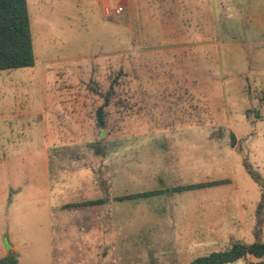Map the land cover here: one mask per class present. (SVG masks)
Returning <instances> with one entry per match:
<instances>
[{
    "label": "rangeland",
    "instance_id": "rangeland-1",
    "mask_svg": "<svg viewBox=\"0 0 264 264\" xmlns=\"http://www.w3.org/2000/svg\"><path fill=\"white\" fill-rule=\"evenodd\" d=\"M27 2L35 65L0 70V258L190 264L264 241V0Z\"/></svg>",
    "mask_w": 264,
    "mask_h": 264
},
{
    "label": "trees",
    "instance_id": "trees-1",
    "mask_svg": "<svg viewBox=\"0 0 264 264\" xmlns=\"http://www.w3.org/2000/svg\"><path fill=\"white\" fill-rule=\"evenodd\" d=\"M34 65L35 53L27 0H0V70L33 67ZM109 94L105 97V103H108ZM97 121L104 129L106 125L104 105L98 109ZM253 177L258 181L260 179V176L253 175ZM139 196L142 195L139 193L137 197ZM89 203L98 202L90 201ZM248 255L264 258V241L257 240L250 244L235 242L224 251L198 257L190 264H228L246 258ZM0 264H19L16 252L12 250L6 256L1 257ZM261 264H264V260Z\"/></svg>",
    "mask_w": 264,
    "mask_h": 264
},
{
    "label": "crops",
    "instance_id": "crops-1",
    "mask_svg": "<svg viewBox=\"0 0 264 264\" xmlns=\"http://www.w3.org/2000/svg\"><path fill=\"white\" fill-rule=\"evenodd\" d=\"M29 8V7H28ZM260 36V35H259ZM39 147H38V149L37 150H39V151H41V141L39 140ZM26 146V145H25ZM29 149V148H28ZM38 152V151H37ZM41 154V153H40ZM24 156H23V158L21 159V160H25V162L26 161H29V159H32L33 161H35L36 163L34 164V165H37V167L38 168H41V172H39L40 174H41V176H42V183H43V185H42V187L44 188H46L47 190H46V194H49V187H50V179H49V177H48V173L49 172H47V171H49V168L47 167V162H42V158H41V156H39L40 158H41V160H39V159H37V156H36V154H35V151H32V152H30V153H28V154H23ZM27 157V158H26ZM33 166V165H32ZM38 177V176H37ZM48 177V178H47ZM8 188H10V190H12L14 193H15V197H17V198H19V196H21L20 194H21V192H24L26 189H27V185H26V183H22V182H17V183H12L11 185H9L8 186ZM26 192V191H25ZM27 192H29L28 194L29 195H33V194H38L39 192H41V191H33L32 192V190L31 189H29V191H27ZM14 197V198H15ZM33 198H35V196H32ZM32 197H29L28 199L29 200H32V201H35V200H37V198H42L43 197V195H42V197H40V196H37V198L34 200ZM43 198H46V197H43ZM18 202V201H20V199L19 200H17V199H15L14 201H12V203L11 204H14L15 202ZM90 201H93V200H90ZM13 250H15V249H13Z\"/></svg>",
    "mask_w": 264,
    "mask_h": 264
},
{
    "label": "built area",
    "instance_id": "built-area-1",
    "mask_svg": "<svg viewBox=\"0 0 264 264\" xmlns=\"http://www.w3.org/2000/svg\"><path fill=\"white\" fill-rule=\"evenodd\" d=\"M123 6H118L115 8H111L109 5H106L105 12L107 15H119L123 12Z\"/></svg>",
    "mask_w": 264,
    "mask_h": 264
}]
</instances>
